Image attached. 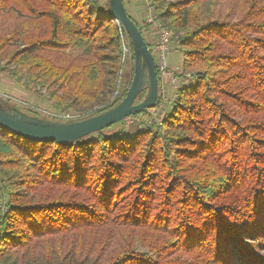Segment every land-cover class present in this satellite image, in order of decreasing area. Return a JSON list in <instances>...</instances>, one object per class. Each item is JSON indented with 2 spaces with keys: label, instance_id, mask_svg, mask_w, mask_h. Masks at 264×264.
I'll list each match as a JSON object with an SVG mask.
<instances>
[{
  "label": "trees",
  "instance_id": "16d2710c",
  "mask_svg": "<svg viewBox=\"0 0 264 264\" xmlns=\"http://www.w3.org/2000/svg\"><path fill=\"white\" fill-rule=\"evenodd\" d=\"M145 1L194 81L131 134L0 127V264H264V0ZM121 30L109 0H0V73L77 121L101 115L134 74L114 99Z\"/></svg>",
  "mask_w": 264,
  "mask_h": 264
},
{
  "label": "water",
  "instance_id": "95a60500",
  "mask_svg": "<svg viewBox=\"0 0 264 264\" xmlns=\"http://www.w3.org/2000/svg\"><path fill=\"white\" fill-rule=\"evenodd\" d=\"M111 18L117 21L131 40L134 51V74L124 99L115 107L86 119L59 122L24 114L8 103L0 102V127L34 142L75 143L128 117L154 109L159 97V78L156 62L142 32L128 15L124 0H109ZM147 91L140 103H135Z\"/></svg>",
  "mask_w": 264,
  "mask_h": 264
},
{
  "label": "rangeland",
  "instance_id": "374dc122",
  "mask_svg": "<svg viewBox=\"0 0 264 264\" xmlns=\"http://www.w3.org/2000/svg\"><path fill=\"white\" fill-rule=\"evenodd\" d=\"M92 1H97V0H92ZM124 1L126 4L125 7L129 9V11L132 13L134 18H136L141 23L144 21H146L145 23H147L146 20L147 15L149 14L150 11L148 12L147 10L148 7H147V2L145 0H124ZM150 28L151 30L146 35V39L151 44V51H152V47H153L152 45H154V39L156 37L155 36L156 30L154 29V26H151ZM129 41H130L129 43H130L131 55L133 57L134 55L133 46L130 39ZM176 48L177 45L175 42H173L171 45L172 52L167 58L168 71L169 73H171V77L168 79H162V81L165 80L163 85L162 83L159 82L160 92L164 97L162 103L157 108L150 109L147 112L137 116H132L130 117L129 120L122 121L123 123L122 122L117 123L115 127L120 128L122 133L131 134L137 131V129L138 130L139 129L141 130V128L143 129L144 126L151 124V122H154V124L156 123L158 125L161 124L163 118L172 110L173 99L175 96L176 89L180 86L179 83H182L183 81L184 83L188 84L194 81V76L191 74H184L185 78L182 79L181 75L183 73V68H182L183 57L176 50ZM131 60L132 61L130 62V64L126 66V70L124 74V76L127 75L126 73L129 70L130 72L129 78H131V71L134 67V58H131ZM187 75H190L188 76L189 82L184 81ZM175 79L177 83H173ZM122 94L123 91L120 90V93L117 97V101L121 98ZM7 96L11 97V99L7 98ZM0 102L8 103L10 107H16L18 109L22 108V109L34 110L36 113L39 114L41 119L44 118L46 120H52V121L59 120V122H68V121H64L61 117L60 119L56 120L55 115L54 116L48 115L47 112L49 111L51 112V114L53 113L60 116L64 113L56 112L55 110L53 111L51 108V104L48 103L47 100H45L41 96H38L37 94H34L33 92L31 93L27 91V89H25L24 87V84L23 85L16 84L13 80L8 79V77L5 74H1L0 76ZM37 108L38 109L43 108L45 110L40 111ZM119 124H121V126H118Z\"/></svg>",
  "mask_w": 264,
  "mask_h": 264
},
{
  "label": "built area",
  "instance_id": "2783aa9c",
  "mask_svg": "<svg viewBox=\"0 0 264 264\" xmlns=\"http://www.w3.org/2000/svg\"><path fill=\"white\" fill-rule=\"evenodd\" d=\"M147 23L151 24L152 26H154V29L156 30V37L154 39V45H152V54L154 56L155 62H156V68H157V72L159 74L160 77V83H162V85L164 84L165 80L162 81V79H168L171 77V73H169L168 71V64H167V58L168 56L171 54L172 50H171V45L173 43L172 41V34L171 32H169V30L167 28H165L162 23L158 22L156 20L155 17H153L152 15H150V13L147 15ZM126 32L121 30V44H122V59H121V71H120V80H119V84H118V92L115 95L114 99L118 97L120 90L122 89V80L125 74V70H126V66L130 64V62L132 61L131 58V50H130V41H129V37L127 34H125ZM129 62V63H128ZM190 75H187L186 79L184 81L189 82V77ZM173 83H177L176 79L173 81ZM180 85V83H179ZM10 98L11 97H8ZM113 99V100H114ZM38 109V108H37ZM40 111H44L45 109L41 108L38 109ZM48 115L54 116L57 119H60V117L64 120V121H76L80 118L79 115H73V114H62L57 115V114H51V112H47ZM130 117L126 118L124 121L129 120ZM59 121V120H58Z\"/></svg>",
  "mask_w": 264,
  "mask_h": 264
},
{
  "label": "crops",
  "instance_id": "0c3cea01",
  "mask_svg": "<svg viewBox=\"0 0 264 264\" xmlns=\"http://www.w3.org/2000/svg\"><path fill=\"white\" fill-rule=\"evenodd\" d=\"M136 13H137V12H136ZM0 76H1V73H0ZM5 80H6V79H5ZM5 80H4V81H5ZM6 82H7V81H6Z\"/></svg>",
  "mask_w": 264,
  "mask_h": 264
}]
</instances>
